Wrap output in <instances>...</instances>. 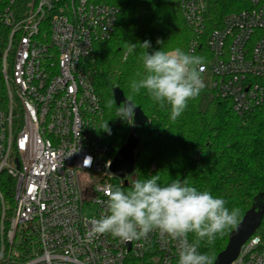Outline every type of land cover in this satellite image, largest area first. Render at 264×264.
Returning <instances> with one entry per match:
<instances>
[{
  "label": "built area",
  "instance_id": "2783aa9c",
  "mask_svg": "<svg viewBox=\"0 0 264 264\" xmlns=\"http://www.w3.org/2000/svg\"><path fill=\"white\" fill-rule=\"evenodd\" d=\"M180 3L193 52L206 0ZM118 12L88 0H0V264H177V242L158 230L132 241L87 238L116 177L83 60L112 35ZM206 43L203 89L231 99L238 114L263 106L264 0L228 13ZM231 264H264V242L254 234Z\"/></svg>",
  "mask_w": 264,
  "mask_h": 264
},
{
  "label": "trees",
  "instance_id": "16d2710c",
  "mask_svg": "<svg viewBox=\"0 0 264 264\" xmlns=\"http://www.w3.org/2000/svg\"><path fill=\"white\" fill-rule=\"evenodd\" d=\"M88 1L111 4L119 10L112 35L96 41L83 60L103 108L101 135L109 147V157L113 159L133 129L140 137L136 170L127 186L118 178L114 181L116 186L127 190L134 180L156 173L165 182L186 179L199 190L223 198L229 209L238 208L239 221L255 202L264 203V105L238 114L231 99L204 88L172 120L169 106L160 107L144 90L133 94L129 87L133 79L144 74L141 56L145 49L141 43L149 42V53L160 48H179L203 58L208 34L223 25L228 13L250 7L251 0H206V30L200 48L193 52L192 43L197 36L183 15L180 0ZM115 87L144 111L149 120L144 126L136 127L131 118L127 121L117 117L118 107L123 105L114 100ZM4 98L0 85V103ZM232 229L211 245L201 241L198 251L207 253L214 264ZM255 235L264 242V218ZM188 239L193 242L192 233Z\"/></svg>",
  "mask_w": 264,
  "mask_h": 264
},
{
  "label": "clouds",
  "instance_id": "9594fccd",
  "mask_svg": "<svg viewBox=\"0 0 264 264\" xmlns=\"http://www.w3.org/2000/svg\"><path fill=\"white\" fill-rule=\"evenodd\" d=\"M141 46L145 49L141 56L144 74L130 82V91L139 94L144 90L158 106H169V118L175 120L204 87L199 69L203 58L179 48H160L149 53L148 41ZM135 107L130 100L126 101L118 107L117 117L128 121ZM226 203L186 179L165 182L157 173L147 175L134 180L127 190L116 186L109 191L106 214L92 221L87 238L108 233L132 241L158 230L177 242V264H212V258L198 251V246L201 241L213 244L226 230L237 226L240 210L229 209ZM189 233L194 236L191 243Z\"/></svg>",
  "mask_w": 264,
  "mask_h": 264
},
{
  "label": "water",
  "instance_id": "95a60500",
  "mask_svg": "<svg viewBox=\"0 0 264 264\" xmlns=\"http://www.w3.org/2000/svg\"><path fill=\"white\" fill-rule=\"evenodd\" d=\"M113 97L117 105H124L129 99L119 88L113 89ZM131 101V100H130ZM131 103L135 105L132 101ZM136 106V105H135ZM132 123L136 127L144 126L149 120L140 106H136L131 116ZM140 137L136 129H133L128 139L118 149L113 157L109 169L122 184L127 186L129 178L134 174L137 167ZM264 218V203L255 202L253 206L246 211L243 218L238 222L229 234V240L226 247L217 255L214 264H231L239 255L242 246L255 234Z\"/></svg>",
  "mask_w": 264,
  "mask_h": 264
},
{
  "label": "rangeland",
  "instance_id": "374dc122",
  "mask_svg": "<svg viewBox=\"0 0 264 264\" xmlns=\"http://www.w3.org/2000/svg\"><path fill=\"white\" fill-rule=\"evenodd\" d=\"M118 181L120 183H122L121 179H118ZM95 210H96V205L95 204H87L84 207V213L86 214V216H89V217H93L94 216Z\"/></svg>",
  "mask_w": 264,
  "mask_h": 264
}]
</instances>
